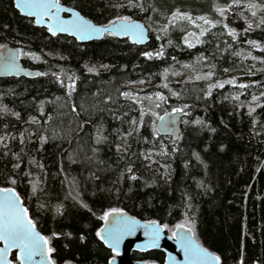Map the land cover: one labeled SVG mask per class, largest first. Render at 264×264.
<instances>
[{"label": "trees", "instance_id": "trees-1", "mask_svg": "<svg viewBox=\"0 0 264 264\" xmlns=\"http://www.w3.org/2000/svg\"><path fill=\"white\" fill-rule=\"evenodd\" d=\"M60 1L97 24L138 19L150 39L81 43L0 0V47L39 71L0 78V186L52 262L106 264L101 214L122 209L165 231L189 221L219 264H264V0ZM176 110L179 137L158 135Z\"/></svg>", "mask_w": 264, "mask_h": 264}, {"label": "water", "instance_id": "water-1", "mask_svg": "<svg viewBox=\"0 0 264 264\" xmlns=\"http://www.w3.org/2000/svg\"><path fill=\"white\" fill-rule=\"evenodd\" d=\"M15 9L33 22L45 27L51 35H67L85 43L110 34L117 39L128 38L136 45H145L149 32L138 19L119 18L97 24L78 9L60 0H14ZM39 75L36 68L25 66L12 45L0 47V78ZM183 113H164L154 123L158 135L177 139L181 132ZM103 244L116 253L106 264H152L132 257V251L149 249L164 251L161 264H219L218 256L202 245L186 228L166 234L157 221H147L124 210L111 212L99 228ZM19 264H54L49 257L48 241L35 226L22 198L11 186H0V264H12L11 253Z\"/></svg>", "mask_w": 264, "mask_h": 264}, {"label": "rangeland", "instance_id": "rangeland-1", "mask_svg": "<svg viewBox=\"0 0 264 264\" xmlns=\"http://www.w3.org/2000/svg\"><path fill=\"white\" fill-rule=\"evenodd\" d=\"M126 136V135H125ZM114 209H109V210H106L104 212H102L101 216H102V221L105 220V218L111 213L113 212ZM164 226V225H163ZM166 229H167V232L169 233H173L177 228H186L188 230H190L191 232H193V225L192 223H190L189 221H180V222H177L175 224H172V225H167L165 226ZM64 264H71L70 262H66Z\"/></svg>", "mask_w": 264, "mask_h": 264}, {"label": "flooded vegetation", "instance_id": "flooded-vegetation-1", "mask_svg": "<svg viewBox=\"0 0 264 264\" xmlns=\"http://www.w3.org/2000/svg\"><path fill=\"white\" fill-rule=\"evenodd\" d=\"M117 210H119V209H115V210H113V211H117ZM120 210H122V209H120ZM124 211H125V210H124ZM147 221H148V220H147ZM102 223H103V221H102ZM101 225H102V224H101ZM161 225H162V224H161ZM162 226H163V225H162ZM163 227H164V226H163ZM164 231H165V229H164ZM165 233H166V234H169V235H172V234H173V233L171 234V233H169V232H167V231H165ZM115 256H116V255H115ZM53 263H54V262H53ZM54 264H55V263H54Z\"/></svg>", "mask_w": 264, "mask_h": 264}]
</instances>
